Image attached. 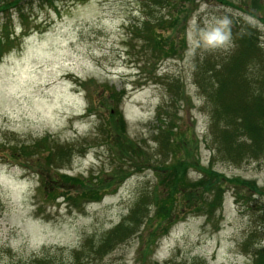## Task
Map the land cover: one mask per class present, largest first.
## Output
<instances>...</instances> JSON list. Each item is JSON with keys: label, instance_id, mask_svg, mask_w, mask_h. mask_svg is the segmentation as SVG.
I'll list each match as a JSON object with an SVG mask.
<instances>
[{"label": "rangeland", "instance_id": "rangeland-1", "mask_svg": "<svg viewBox=\"0 0 264 264\" xmlns=\"http://www.w3.org/2000/svg\"><path fill=\"white\" fill-rule=\"evenodd\" d=\"M168 2L165 9H154L156 22L146 33L142 22L150 0L34 4L26 8V25L12 14L8 24L14 36L0 55V264H92L81 256L77 261L76 253L81 248L96 252L101 239L157 182L162 196L161 181L168 182V168L177 163L185 165L190 186L203 178L194 169L206 170L213 163L206 179L216 184L223 175L230 184L222 186L221 207L212 217L194 213L181 219L167 234L160 237L159 232L148 248L140 247L146 237L138 233L98 254L96 264H252L251 251L242 244L253 232L252 252L264 247V222L256 210L264 208V156L233 163L216 153L210 111L196 83L206 64L220 63L234 52L231 24L254 29L264 49V0ZM170 11L178 19L173 28L167 24ZM173 82L179 92L174 109L168 91ZM110 93L116 101L108 99ZM97 95L105 106H118L126 129L118 140L101 132V116L107 113ZM159 108L161 116L168 113L172 119L157 118ZM160 125L172 132L179 151L176 159L167 160L165 172L156 168ZM44 139L53 147L82 148L61 174L96 180L97 188L111 178L101 200L79 207L80 202L54 199L59 193L43 187L38 174L47 162L17 147ZM128 142L144 147L132 165ZM120 163L123 175L116 173ZM234 180L253 184L257 193L234 187ZM252 194L256 202L250 201ZM247 202L253 210L245 209ZM152 217L150 210L140 228L153 227L151 237L157 230V221L148 224Z\"/></svg>", "mask_w": 264, "mask_h": 264}, {"label": "trees", "instance_id": "trees-1", "mask_svg": "<svg viewBox=\"0 0 264 264\" xmlns=\"http://www.w3.org/2000/svg\"><path fill=\"white\" fill-rule=\"evenodd\" d=\"M53 2L54 0H0V55H2L3 49L8 47L13 39L8 24L13 16L12 14L18 15L21 23L26 25L27 7H32L34 4L51 5ZM150 2L151 4L149 3L146 6L148 10L146 12V20L142 23L144 27L143 33H146L149 29L148 27H153L151 24L156 22L158 12L154 11V9H165L169 5L168 0H150ZM172 7L173 5L171 10ZM178 13H182V11H178ZM169 15H171V11ZM172 17L174 19L171 18L170 22L167 23L172 24L170 28H173L178 22L177 18ZM161 23L166 24L163 19H161ZM233 26L231 35L235 41L234 52L228 58L221 60L220 63L206 64L207 68L205 70L202 68V72L197 75L202 76V78L198 79L196 83L210 111V135L214 150L219 156L234 163L242 162L246 158L252 159L264 156V49L258 34L250 26L240 27L237 24H233ZM147 37L151 41L150 36ZM148 38L144 40L145 43L149 42ZM158 50L163 51L161 48L156 51ZM206 70L208 71L203 76V72ZM169 92L171 98H173L171 101L175 102L179 93L178 84L173 82L169 86ZM108 99L117 100L116 96H112V93H110ZM97 102L100 107H104L103 109L107 113V115L101 116V122L105 126V128H102L100 125L101 132L110 136L111 139L118 140L119 137L124 136L126 133L118 106L113 103L105 106V100L102 95L100 97L97 95ZM87 111L91 114L94 112V108H88ZM95 111V114H100L97 110ZM166 116L171 119L170 114L167 113ZM161 117L163 116L158 113L157 118ZM166 127V125H160L157 135L159 149L162 152V161L159 163L158 168L162 165L160 169L164 172L166 171L167 160L171 157L176 159L179 153L174 146L176 138L172 135V132H165ZM52 145V142L44 139L33 146H17L24 153L28 149L31 153L34 151L33 156L35 158L39 161L45 160L47 162V165L38 174L43 187L51 191L52 194L59 193L55 197L52 195L50 197H54L55 200L63 199L73 205L80 202L79 207L83 203L101 200L105 195L102 191L106 190V188L102 187L108 184L111 178L108 182L100 185L99 188L96 187V180L68 178L65 174H61L60 171L64 167H68L69 158L79 154L82 148L80 145H57L55 147ZM127 146L129 150H126V152L133 154L130 160L132 165L136 159V152L139 151L140 155H142V148L144 147L135 142H128ZM172 148L173 153L171 154ZM120 149H122L121 145ZM121 158H124V156H121ZM213 159H217V157L215 156ZM195 166L197 165L193 167ZM168 169H170L168 182L161 181L160 184V187L163 186L162 196L158 190L157 182L150 192L142 194L128 215L101 239L96 247V252L93 248L89 250L81 248L80 253H76L77 261L79 256H81L84 259H89L92 264H96V261L101 259L98 254L113 251L117 246L138 233L142 238L146 237L140 243V247L142 249L145 246L146 248L151 247V244L159 238L157 237L159 232L163 231L160 237L167 234L168 230L181 219L194 213H203L212 217L214 212L221 207L222 186H229L230 184L223 175V178H216L219 179L216 184L215 180L212 182L206 179L211 175V164L206 170L197 169L203 174V178L192 186H190L191 182L185 179L186 173L184 175L185 165L183 163H177ZM153 170L155 171V169ZM125 171L124 163H120L119 172L116 173L123 175ZM53 172L60 175L55 178L52 176ZM43 173L48 174L49 178H46ZM113 179H116V181L120 180V178ZM232 183L235 185L234 187H244L251 193H257L255 186L251 183L237 180ZM254 196L256 195H251V202L256 200L257 197L255 198ZM237 200L239 201L238 197ZM249 203L244 204L247 211L254 209ZM150 210L153 211V217L148 220V224L152 219L154 222L157 221V230L154 231L153 237H151L154 230L153 227L144 226L143 229L145 228V230L140 232L144 220L148 219ZM256 210L259 211L258 214L261 215L264 222V208L257 209L256 207ZM150 231L151 233L148 236ZM255 234L253 232L245 239L242 244L243 250L251 251V243L255 239ZM253 258L252 264H264V249L253 253Z\"/></svg>", "mask_w": 264, "mask_h": 264}]
</instances>
